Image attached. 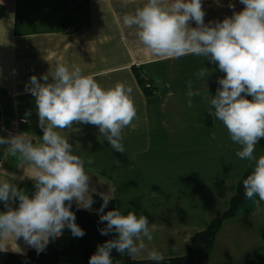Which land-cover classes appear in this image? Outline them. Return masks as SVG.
Wrapping results in <instances>:
<instances>
[{
    "label": "crops",
    "instance_id": "1",
    "mask_svg": "<svg viewBox=\"0 0 264 264\" xmlns=\"http://www.w3.org/2000/svg\"><path fill=\"white\" fill-rule=\"evenodd\" d=\"M144 2L128 0L125 6L124 0H87L89 19L80 25L75 18L74 24L67 27V10L58 0H0V9L4 11L0 17V119H26L27 123L19 128L21 133H29L33 142H38L43 131L39 127L36 98L25 91V86L33 75L43 83L42 76L52 67L54 70L59 58L69 65H79L85 74L95 73L97 82L105 88L117 82L132 85L137 118L122 131L125 153L113 150L100 136L98 126L74 124L70 130L58 131L69 138L74 154L94 159L93 165L85 166L91 176L90 189H95L92 195L107 194L110 187L115 188L112 196L117 209L147 216L150 224H156L154 231L168 224L182 231L184 226L189 228L179 237L175 235L170 249L158 250L167 259L186 254L192 237L229 208L235 186L253 168L247 160L236 156L239 146L231 141L227 129L204 99L215 96L217 81L226 75L218 64L194 55L179 59L153 57L139 43L137 30L123 27V15ZM230 3L235 4V11L244 9L239 0H202L205 23L231 17ZM191 26L196 27L195 22ZM203 67L209 69V74L197 79L195 73ZM137 71L151 77L157 94L142 89ZM189 81L192 90L201 93L192 98L191 108L187 107ZM28 112L31 114L26 116ZM213 131L216 139L211 138ZM254 155H264V138L256 145ZM27 168L18 157L7 154L3 145L0 180L7 179V173L23 177ZM28 175L25 173L23 180L13 182L23 189L24 185L34 183ZM219 204L225 205V209L221 210ZM91 209L93 205L83 210ZM0 211H6L2 202ZM243 215L252 220L255 216L264 219V202L248 205L237 217L226 220L222 230L225 224ZM242 226V233L235 237L244 240V255L254 240L251 235L247 237L249 229ZM255 236L263 240L264 232ZM259 237L255 240L259 241ZM178 243L183 250L177 249ZM4 244L3 251L18 254L34 249L23 238L16 242L9 238ZM133 259L148 260L146 253ZM251 259L245 264H251Z\"/></svg>",
    "mask_w": 264,
    "mask_h": 264
},
{
    "label": "clouds",
    "instance_id": "2",
    "mask_svg": "<svg viewBox=\"0 0 264 264\" xmlns=\"http://www.w3.org/2000/svg\"><path fill=\"white\" fill-rule=\"evenodd\" d=\"M239 2L244 5L242 11H235V4L230 3L231 17L206 24L202 0H145L142 6L123 15L122 25L137 30L139 43L153 57L179 59L194 55L218 64L226 74L217 81L215 96L204 99L231 141L239 146L236 156L253 168L243 180L244 195L248 200L258 196L255 202L259 205L264 202V155L257 158L254 153L264 138V0ZM208 74L206 67L195 73L197 79ZM95 76L59 58L54 70L52 67L42 76L43 83L33 75L25 86V91L36 98L43 136L36 143L27 132L0 136V145L7 146L6 153L28 165L23 177L7 173V179L0 180V202L6 209L0 211V251L5 250L4 241L9 238L14 242L23 238L40 254L52 239L62 236L64 229L71 230L74 237L85 235L71 209L73 202L78 208L92 207L91 193L95 189H90L91 176L85 166L95 161L74 154L73 144L58 129L70 130L74 124L98 126L100 136L111 148L125 153L122 131L137 118L133 86L117 82L105 88ZM200 95L189 81L187 107H193L192 98ZM211 138L216 139L215 131ZM25 173H30L27 178L34 181L31 195L13 182L23 180ZM115 191L110 187L107 194L99 193L103 204L98 214L100 223L107 222L99 229L100 234L116 233V238L98 245L89 264H113L114 249L131 258L146 253L148 260L160 264L162 253L155 248L149 250L145 243L153 241L156 224L135 211L125 215L124 210L115 209L104 214Z\"/></svg>",
    "mask_w": 264,
    "mask_h": 264
},
{
    "label": "trees",
    "instance_id": "3",
    "mask_svg": "<svg viewBox=\"0 0 264 264\" xmlns=\"http://www.w3.org/2000/svg\"><path fill=\"white\" fill-rule=\"evenodd\" d=\"M67 10L65 18L66 26L74 24L75 18L81 23L89 19L87 0H58ZM4 14L0 9V17ZM73 28L71 27L70 30ZM140 83L141 73L136 72ZM155 85V84H154ZM252 170L244 173L238 184L235 186L228 210L218 218L211 221L208 228L197 232L191 239L186 254L178 257L164 259L160 264H203L211 255L217 240V235L221 231L226 220L235 217L239 211L245 209L248 205L256 204L258 196L253 200H248L244 195L243 180L251 174ZM28 194L34 192V183L26 184L23 188ZM93 210H83L77 208L74 204L71 209L76 214L77 225L84 230L85 235L74 237L71 230L64 229L62 236L52 239L44 252L37 254L35 249L29 250L26 254H18L8 251H0V264H89L92 255L97 252L98 245L104 244L110 239L116 238V233L101 235L99 229L106 227L107 222L100 223L98 210L103 204L99 194L93 195ZM117 209V203L112 199L104 214L108 211ZM113 264H157L151 260H134L127 254L122 255L115 249L112 252Z\"/></svg>",
    "mask_w": 264,
    "mask_h": 264
},
{
    "label": "rangeland",
    "instance_id": "4",
    "mask_svg": "<svg viewBox=\"0 0 264 264\" xmlns=\"http://www.w3.org/2000/svg\"><path fill=\"white\" fill-rule=\"evenodd\" d=\"M130 38L132 40V35L130 36ZM141 74L148 75L146 73L144 74V72H142ZM167 181L168 179L165 178V186L167 185ZM166 189L167 188H165V190ZM163 194L165 195V193ZM219 206L221 210H223V208L225 209L224 207L225 205L219 204ZM121 209L124 210V214L126 215L127 214L126 209L125 208H121ZM227 210L228 208L223 213H225ZM242 211L243 210L241 208V210L235 217L241 214ZM249 215L248 217H246L245 215L240 216V218H237V220H234L235 222H228V224H225L223 230L221 229L222 231L219 232L220 234L218 238L217 247L214 250V252L212 251L213 254L211 253L212 256L211 257L209 256L210 258L206 264H245L248 261H250V257L252 258L251 264H264V239L260 240L261 238L259 236H255L257 235L259 231L264 232V229H263L264 219H258L255 216L253 217V220H252V217ZM169 225L171 224H168L165 227L158 226L157 228H160V229H158L157 231H153V237H154L153 241L150 244L147 241H145L149 250L154 248V245H155L157 251L163 250V252H165V250L170 249L171 244L175 240V237H176L175 235L179 237L185 230L189 229L184 226L185 229L182 231V230H178L175 227L169 226ZM242 225H245V227L249 229L247 231V234H248L247 237L249 238L251 235L252 239L254 240V241H251V243H249V248L251 249L248 252L244 253V255H242L243 251L241 248V245L244 242V240L236 239L235 237L236 234L239 235L240 233H242V230H243ZM181 226L182 225H179V227ZM257 237H259V241L255 240ZM177 249L183 250V246L178 243ZM240 255L242 256L240 257Z\"/></svg>",
    "mask_w": 264,
    "mask_h": 264
},
{
    "label": "built area",
    "instance_id": "5",
    "mask_svg": "<svg viewBox=\"0 0 264 264\" xmlns=\"http://www.w3.org/2000/svg\"><path fill=\"white\" fill-rule=\"evenodd\" d=\"M141 79L143 80V83L139 82V84L142 86L143 90L149 91L150 93L154 95L158 93L157 86L154 85L153 80L151 79L149 75L142 74ZM25 120L26 119L19 118V117L16 119H12L11 121H7L4 118H1L0 119V136L7 137L9 133L13 135L21 133L19 128L21 125H25L27 123V122H24ZM2 148H3V145H0V149Z\"/></svg>",
    "mask_w": 264,
    "mask_h": 264
}]
</instances>
